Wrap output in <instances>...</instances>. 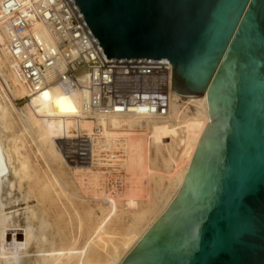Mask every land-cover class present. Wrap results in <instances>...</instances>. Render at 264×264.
Masks as SVG:
<instances>
[{"label": "water", "instance_id": "95a60500", "mask_svg": "<svg viewBox=\"0 0 264 264\" xmlns=\"http://www.w3.org/2000/svg\"><path fill=\"white\" fill-rule=\"evenodd\" d=\"M108 60L170 61L212 122L122 264H264V0H73Z\"/></svg>", "mask_w": 264, "mask_h": 264}, {"label": "bare ground", "instance_id": "6f19581e", "mask_svg": "<svg viewBox=\"0 0 264 264\" xmlns=\"http://www.w3.org/2000/svg\"><path fill=\"white\" fill-rule=\"evenodd\" d=\"M0 1L2 2L3 0ZM0 52L3 53L5 61H9L6 40L1 36ZM14 77L15 85L18 83L24 91L25 88L20 84L15 75ZM17 93L18 95L22 94L18 91ZM25 93H27L26 90ZM4 95V97H6V94ZM204 96L205 97L200 100H191L189 105L192 107L189 105L184 106V104L180 103L181 99L175 97L169 115L164 118L141 115V111L134 109L132 110L135 111L133 113L112 115L106 120H92L83 116L78 111L81 103L79 91L68 94L56 85H51L36 95H33L29 99V104H26V106L29 107L31 114L30 119H32L31 121L33 124L38 127L37 130L52 138L54 154L61 156L55 148L57 145L55 139H68L72 141L69 143V147L71 150L70 152L74 154V156L70 157L69 160L75 165L74 167L79 169L77 173L83 176L82 182L84 189L90 195H103L109 197L105 201L112 203V210L110 211L111 218L117 215V212L114 211L117 209L118 200L123 197L125 198L124 203L125 207H127L126 209L133 211L135 215L134 225L131 226L126 236L125 242H128L134 237L136 226L153 210L151 206L139 212V201L137 197H144V191L148 188L147 182L141 181L137 176L136 178L139 180L133 177L131 181H129L130 171L135 172L134 169L138 167H132V161L135 163L140 160V163L143 162L141 167L145 168L149 174L152 173V170H150L151 167L149 166V168L147 166L150 160L149 154L152 146L158 154L162 148L171 147L172 142H176L177 138H181L179 134L183 133L185 140H182L178 149L175 150V160L182 162L187 159V164L181 172L177 173L178 175L173 177L174 183L176 184L175 193H179L178 191L181 190L185 183L199 142L210 122V118L212 122L208 97H206L207 95ZM24 97H26V94ZM3 103L2 98H0V107ZM192 108L194 111L198 109H201V111L196 118L189 119L191 117L190 115H192ZM10 110L0 111V120L10 115ZM136 121L140 124L145 123L146 128H141L140 126L137 131L138 133L132 132L133 129H131L129 136L124 130V125L132 127V124ZM5 126H7V124ZM123 130L124 132H119ZM2 132H4V127L0 125V264H83L88 253L87 248L79 251L77 248L69 249L62 247L56 254V258L53 257L54 255L52 253H44L45 243L48 242L46 233L43 231L44 222L39 218L37 213H35L33 208L29 207V204H27L28 207L25 209L28 216L25 218L24 225L21 223L19 211L6 213L7 208L3 202V194L6 187L11 189L9 193V204L18 202V200L14 201V192L12 190H16V186L13 182H10V170H12L15 178L22 179L25 177V168L17 152L18 139L12 138L10 143L6 145V143L1 140ZM82 133L88 135L89 139L86 136L84 137L91 141L90 149H92L88 158H79L76 156L80 150L85 151L84 144H81L83 138L81 136ZM169 140L170 142L167 143ZM48 143L50 145V142ZM181 151L183 153H181ZM175 160L173 161L177 166L178 163ZM67 163L69 164L70 162ZM142 177L140 176V178ZM62 193L66 195V192L62 191ZM115 196H118L119 199L115 200V198H113ZM111 198L112 200L110 201ZM27 200L28 199H25V201ZM36 222H38V224ZM96 232H94V234ZM147 232L144 233V236ZM34 250L36 251V255L31 257L32 251ZM92 263L93 261H90V264Z\"/></svg>", "mask_w": 264, "mask_h": 264}, {"label": "rangeland", "instance_id": "374dc122", "mask_svg": "<svg viewBox=\"0 0 264 264\" xmlns=\"http://www.w3.org/2000/svg\"><path fill=\"white\" fill-rule=\"evenodd\" d=\"M14 81L15 77L10 69L9 61H5L3 53L0 52V98L4 102L1 104L0 111H9L11 108L10 115L0 120V125L4 127L1 140L7 145L12 138L18 139L17 152L25 168V177L22 179L15 178L12 170H10V182H13L16 186V190H12L14 201L18 200V202L9 204L11 189L6 187L3 194V202L7 208L6 213L19 211L21 223L24 225L25 218L28 216L25 209L29 204V207H32L44 222L43 231L48 239L44 246V253H52L54 258L57 257L56 254L62 247L77 248L79 251L87 248L88 253L83 264H90V261H93L92 264H121L142 239L144 233L161 217L178 194L175 193L176 184L173 177L186 167L187 159L182 162L176 161L175 150L178 149L182 140H185L183 133L179 134L181 138L176 137L177 140L172 142L171 147L162 148L158 154L152 146L149 154L150 160L147 163V166L151 167L149 168L152 173L149 174L145 168L141 167L143 162L140 163V160L135 163L132 161V167H138L134 169L135 172L130 171L129 181L135 177L136 180L140 179L145 183L147 182L148 188L144 191V194L142 193L144 197H137L139 212L151 206L153 210L136 226L135 235H137L125 242L131 226L134 225L135 218L134 212L126 209L125 198L118 200V196L113 197L119 203L116 211H114L117 212V215L111 218L112 203L105 201L109 197L90 195L84 189L83 176L77 173L79 169L74 167L75 165L69 160L70 157L74 156L69 147V143L72 141L55 139L57 143L55 148L62 157L53 153L52 138L37 130L38 127L30 119L29 107L26 106V104H29V99L24 97L25 90L23 91L18 83L15 85ZM17 91L22 94L18 95ZM4 94H6V97H4ZM203 97L205 96H182L180 103L184 106L189 105L191 100H200ZM192 110L189 119L196 118L201 111V109L194 111L193 108ZM6 124L7 126H5ZM124 126V130L129 136L131 129H133L132 132L138 133L140 126L146 128L145 123L140 124L138 121L133 123L132 127L129 125ZM124 130L119 132H124ZM48 142H50V145ZM169 142L170 140L167 143ZM87 153L90 152L80 150L76 156L88 158V155L84 156ZM181 153L183 152L181 151ZM173 160L178 163L177 166ZM66 161L70 163L68 164ZM140 176L143 177L140 178ZM62 191L66 192V195ZM25 199L28 200L25 201ZM36 223L38 224V222ZM94 232L96 233L94 234ZM35 252V250L32 251L31 257L36 255Z\"/></svg>", "mask_w": 264, "mask_h": 264}, {"label": "built area", "instance_id": "2783aa9c", "mask_svg": "<svg viewBox=\"0 0 264 264\" xmlns=\"http://www.w3.org/2000/svg\"><path fill=\"white\" fill-rule=\"evenodd\" d=\"M0 36L28 99L51 85L79 91L78 111L97 121L134 109L164 118L182 97L173 91L170 61L108 60L73 0H3Z\"/></svg>", "mask_w": 264, "mask_h": 264}]
</instances>
